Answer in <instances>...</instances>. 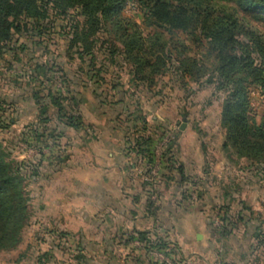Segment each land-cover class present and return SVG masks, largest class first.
<instances>
[{
    "label": "rangeland",
    "instance_id": "374dc122",
    "mask_svg": "<svg viewBox=\"0 0 264 264\" xmlns=\"http://www.w3.org/2000/svg\"><path fill=\"white\" fill-rule=\"evenodd\" d=\"M122 14L138 23L145 33L153 31L143 27L142 13L134 2L128 3ZM168 38L178 47L173 50L170 46L173 55L183 48L185 55H193L189 37L174 33ZM48 49L33 50L31 56H21L18 62L11 58V69L0 65V97L14 103L4 117L15 120L10 130L2 134L4 147L10 160L28 165L24 193L29 213L18 246L0 252V264H37L39 260L47 264L132 262L134 253L120 247L121 238L116 232L120 227L127 232L132 227L146 230V203L150 201L160 206L159 223L164 224L170 240L192 263L204 259L198 247L205 244L206 229L219 225L218 212L224 206L229 207V215L239 213L245 217L249 226L262 221L264 230V177L254 171L252 161L222 150L219 95H212L210 88L194 84L190 78L181 83L168 73L156 78L147 91L133 82L128 64L120 58L106 61L98 52L90 80L85 63L67 57L56 60V55L65 53L54 47ZM36 57L48 61L47 68H52L45 78V69H41L37 80L31 81L29 71ZM54 61L65 64L70 90L77 93L75 99L82 117L93 129L75 133L58 127L52 131L60 138L47 140L50 148L42 149L46 138H40V134L46 126L54 129L57 121L50 112L38 115L32 96L48 87L66 92L67 84ZM98 68L105 70L102 80L96 74ZM248 90L251 123L264 128V93L254 86ZM46 117L50 122L44 121ZM138 117H144L149 128L146 134L154 137L150 172L146 159L139 161L124 145V138L131 135L127 129ZM27 132L28 137L22 138L21 134ZM171 142L174 145L167 157L172 153V159L185 168L188 178L180 188L176 184L178 173H174V179L163 178L168 175L164 153ZM248 231V227L239 224L227 244L246 245ZM195 234L200 235L197 241ZM216 242L213 238L208 244L207 259L211 261L216 260ZM132 247L140 246L133 242ZM137 253L144 257L140 250ZM149 255L170 264L159 253Z\"/></svg>",
    "mask_w": 264,
    "mask_h": 264
},
{
    "label": "trees",
    "instance_id": "16d2710c",
    "mask_svg": "<svg viewBox=\"0 0 264 264\" xmlns=\"http://www.w3.org/2000/svg\"><path fill=\"white\" fill-rule=\"evenodd\" d=\"M130 2L141 11L143 27L152 28V32L145 33L138 23L123 16L122 12ZM174 33L192 40V56L185 55L184 48L173 55L170 46L173 50L178 47L170 43L168 36ZM49 47L65 53L56 55V60L67 57L85 63V73L90 80L98 52L106 61L120 58L128 64L133 82L147 91L156 78L167 73L181 83L190 78L194 84L210 88L212 95L222 98L219 120L224 130L222 150L252 161L254 171L264 177V128L251 123L248 90L254 86L264 93V0H0L1 66L7 65L11 69V58L18 62L21 56H31L33 50L48 51ZM40 57L35 58L34 67L30 68L31 81L37 80L41 69H45L44 78L46 72L51 71L52 67L47 68L49 62H42ZM53 63L67 85L65 93L48 87L32 96L38 115L46 116L50 112L57 121L54 129L46 126L40 134V138H46L42 149L50 148L46 145L47 140L53 142L60 138L52 131L58 127L75 133L93 129L82 117L75 99L77 93L70 90L65 64ZM104 72L101 68L96 70L101 80ZM13 107L12 101L0 97V252L18 246L20 233L29 219L28 198L24 193L28 165L9 159L2 135L15 124L13 118L4 117ZM44 121L50 122V118L46 117ZM132 123L127 129L132 138L125 137L124 145L139 161L146 159L147 172H150L154 163V137L146 134L149 128L144 117L135 118ZM28 134L22 133L21 137L27 138ZM33 134L36 136L37 133ZM173 145L174 142L169 144L165 157ZM172 156L171 153L164 161L168 175L163 178L167 176L168 181L175 178V172L178 173L176 184L180 188L188 178L185 168L177 165ZM146 209L152 222L150 227L132 230L130 234L122 232L120 238L126 243L139 244L136 251L145 253L142 258L145 264H165L157 258L151 259L149 254L152 253L163 255L170 264H188L178 245L166 234L164 224L158 221L160 206L150 201L146 203ZM229 212L228 206L219 209V225L212 230L214 239L218 242L229 239L233 230L243 224L249 228L251 256L256 264H264L262 221L249 226L245 217L239 213L229 215ZM82 250L79 248V252ZM49 259H52L51 255ZM131 260L132 264L139 262L136 256ZM37 264L47 263L39 260Z\"/></svg>",
    "mask_w": 264,
    "mask_h": 264
},
{
    "label": "crops",
    "instance_id": "0c3cea01",
    "mask_svg": "<svg viewBox=\"0 0 264 264\" xmlns=\"http://www.w3.org/2000/svg\"><path fill=\"white\" fill-rule=\"evenodd\" d=\"M152 224L151 222V219L148 217L147 219V228L150 227V225ZM131 230H138V231H142V230H139L137 229L136 227H132ZM206 233H208L206 235V238H205V244H201L199 245L198 249L199 251L204 255V259H199L198 262H190V261H187L188 264H220V262H224V263H228V264H256L257 261H252L250 258L252 257L251 256V245H250V239H249V236H248V232H247V237H248V240H247V244L246 245H237V246H234V245H228L227 244V240H224L222 239L220 242L217 241V238H216V260L215 261H211V259H207V254L209 253V247H208V244L209 242H212L214 236H213V231L212 230H208L206 229ZM122 232H125L126 234H130L131 232H127L125 229H123L122 227L118 228L117 229V232L116 234H121ZM195 240L197 241V235L195 234L194 236ZM191 245L189 244L188 247H190ZM108 247L111 248V244L108 245ZM120 247H123V248H127V251H131L134 253V255H132V257L136 256V258L138 257L139 259V262L136 263V264H140V263H144V262H141L142 260V256L136 252V250L139 248V247H136L135 249L132 247V243H126L124 240L121 239V245ZM187 247V248H188ZM212 247V246H211ZM180 248V247H179ZM93 249V248H91ZM181 250V249H180ZM182 252V251H181ZM125 264H132V262H125ZM135 264V262L133 263ZM262 264V262H261Z\"/></svg>",
    "mask_w": 264,
    "mask_h": 264
},
{
    "label": "water",
    "instance_id": "95a60500",
    "mask_svg": "<svg viewBox=\"0 0 264 264\" xmlns=\"http://www.w3.org/2000/svg\"><path fill=\"white\" fill-rule=\"evenodd\" d=\"M183 129V125L180 127V130H182ZM200 238V235H197V239H199Z\"/></svg>",
    "mask_w": 264,
    "mask_h": 264
}]
</instances>
